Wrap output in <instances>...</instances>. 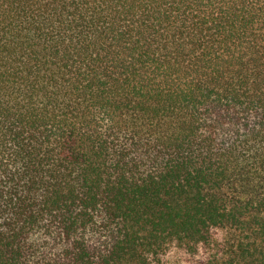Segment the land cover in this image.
I'll return each instance as SVG.
<instances>
[{"label": "trees", "instance_id": "16d2710c", "mask_svg": "<svg viewBox=\"0 0 264 264\" xmlns=\"http://www.w3.org/2000/svg\"><path fill=\"white\" fill-rule=\"evenodd\" d=\"M0 264H264V0H0Z\"/></svg>", "mask_w": 264, "mask_h": 264}]
</instances>
